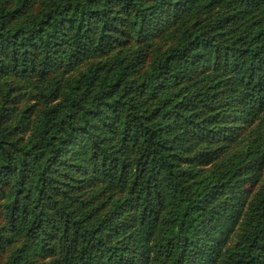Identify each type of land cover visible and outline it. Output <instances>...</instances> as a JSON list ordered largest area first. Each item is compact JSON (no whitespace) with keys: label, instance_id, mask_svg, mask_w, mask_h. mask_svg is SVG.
I'll use <instances>...</instances> for the list:
<instances>
[{"label":"trees","instance_id":"trees-1","mask_svg":"<svg viewBox=\"0 0 264 264\" xmlns=\"http://www.w3.org/2000/svg\"><path fill=\"white\" fill-rule=\"evenodd\" d=\"M239 108L264 0H0V264H264V183L200 175Z\"/></svg>","mask_w":264,"mask_h":264},{"label":"rangeland","instance_id":"rangeland-1","mask_svg":"<svg viewBox=\"0 0 264 264\" xmlns=\"http://www.w3.org/2000/svg\"><path fill=\"white\" fill-rule=\"evenodd\" d=\"M150 38V36H148ZM131 45L137 46L139 43L132 40ZM146 64H143V67ZM228 116V122L232 124L230 136L231 145L226 148L219 160H225L226 172L223 168L218 166H206L200 174L202 178H206V182L216 184L220 180L223 184L222 177L225 176L229 169H237L238 182L231 191L228 192L229 199L233 196L237 198L244 192H254L264 183V113L259 117L255 115H248L242 108L234 109ZM221 171L222 175L217 174ZM204 177H203V175ZM221 184V185H222ZM226 200V197L223 196ZM2 217L0 216V222ZM245 222L241 224L232 232L230 243H236L237 238L245 228Z\"/></svg>","mask_w":264,"mask_h":264}]
</instances>
